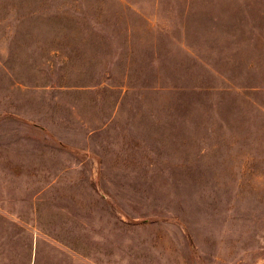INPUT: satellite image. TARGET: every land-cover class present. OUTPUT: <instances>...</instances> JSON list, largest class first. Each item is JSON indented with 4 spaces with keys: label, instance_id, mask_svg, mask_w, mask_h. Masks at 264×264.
Listing matches in <instances>:
<instances>
[{
    "label": "rangeland",
    "instance_id": "rangeland-1",
    "mask_svg": "<svg viewBox=\"0 0 264 264\" xmlns=\"http://www.w3.org/2000/svg\"><path fill=\"white\" fill-rule=\"evenodd\" d=\"M0 264H264V0H0Z\"/></svg>",
    "mask_w": 264,
    "mask_h": 264
}]
</instances>
